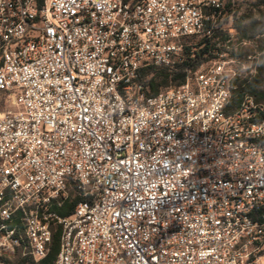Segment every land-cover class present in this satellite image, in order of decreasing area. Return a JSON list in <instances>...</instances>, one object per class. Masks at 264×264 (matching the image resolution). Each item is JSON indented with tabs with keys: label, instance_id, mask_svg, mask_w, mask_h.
Here are the masks:
<instances>
[{
	"label": "built area",
	"instance_id": "2783aa9c",
	"mask_svg": "<svg viewBox=\"0 0 264 264\" xmlns=\"http://www.w3.org/2000/svg\"><path fill=\"white\" fill-rule=\"evenodd\" d=\"M242 1L0 0V264H264Z\"/></svg>",
	"mask_w": 264,
	"mask_h": 264
},
{
	"label": "trees",
	"instance_id": "16d2710c",
	"mask_svg": "<svg viewBox=\"0 0 264 264\" xmlns=\"http://www.w3.org/2000/svg\"><path fill=\"white\" fill-rule=\"evenodd\" d=\"M239 31L242 37L252 38L259 34H264V27H258L255 23H251L250 25L244 24V20L238 21ZM260 47L261 50L264 51V39L260 40ZM157 79V80H156ZM156 79L151 81V87L153 89V93H157L159 91V86H167L169 84L168 76L164 71L161 74H157ZM244 94H250L254 96L255 100L259 103L264 105V53L262 55V63L259 69L258 76L250 83L242 86H238L233 89V102L237 104L239 100H241ZM77 193L71 192V198L68 202H66L65 206L59 209V213L61 215H68L71 213V206L72 203L75 204L77 201ZM73 201V202H71ZM59 250V236H54L53 247L50 254L47 258L43 259L42 261L35 263L33 261H29L28 259H23L17 262V264H54L57 254ZM9 264V263H8Z\"/></svg>",
	"mask_w": 264,
	"mask_h": 264
},
{
	"label": "rangeland",
	"instance_id": "374dc122",
	"mask_svg": "<svg viewBox=\"0 0 264 264\" xmlns=\"http://www.w3.org/2000/svg\"><path fill=\"white\" fill-rule=\"evenodd\" d=\"M238 12V21L241 19L244 20V24L246 25L255 23L258 27H264V0H243ZM23 259L33 261L30 258L23 257L21 253L16 252L9 257L8 263L17 264L18 261Z\"/></svg>",
	"mask_w": 264,
	"mask_h": 264
}]
</instances>
